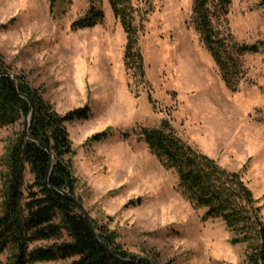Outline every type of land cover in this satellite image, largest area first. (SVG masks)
Segmentation results:
<instances>
[{
	"label": "rangeland",
	"instance_id": "rangeland-1",
	"mask_svg": "<svg viewBox=\"0 0 264 264\" xmlns=\"http://www.w3.org/2000/svg\"><path fill=\"white\" fill-rule=\"evenodd\" d=\"M100 6L102 23L71 30L87 1L60 3L65 14L53 19L48 0H0V19L11 21L0 31L9 73L25 75L59 113L89 105L88 119L66 124L74 192L124 250L157 264H238L245 245L230 243L222 220L202 219L204 209L180 195L175 171L139 133L167 121L176 136L240 173L264 221V44L244 55L245 78L230 91L191 22L192 0H151L139 39L147 84L135 93L123 64L125 34L108 1ZM225 27L239 43H264V6L232 0ZM21 128L0 123V210L5 156ZM106 129L107 139L88 141Z\"/></svg>",
	"mask_w": 264,
	"mask_h": 264
},
{
	"label": "trees",
	"instance_id": "trees-1",
	"mask_svg": "<svg viewBox=\"0 0 264 264\" xmlns=\"http://www.w3.org/2000/svg\"><path fill=\"white\" fill-rule=\"evenodd\" d=\"M88 7L72 21L71 30L92 28L104 20L100 0H85ZM124 34L123 64L134 80L147 84L140 35L146 15L152 9L151 0H107ZM264 6V0H259ZM232 0H192L191 22L203 45L213 58L220 76L230 91H236L245 78L242 58L259 52L262 42L239 43L226 29V15ZM53 19H59L66 9L60 3L68 0H48ZM10 22L1 23L0 31ZM0 53V73H9ZM17 89L7 75H0V123L20 122L5 156L6 169L1 175L2 205L0 210V264H150L121 247L115 234L91 218L98 239L76 203L57 189L75 196L77 178L73 174V149L66 124L86 120L91 109L83 106L63 113L45 100L38 88L32 87L25 75L12 74ZM20 94H25L32 105ZM148 99L150 96L148 95ZM29 115L28 129L25 118ZM133 133V132H132ZM131 133L124 132L127 139ZM139 135L149 150L166 169L175 171L180 195L196 208H203L202 219H220L231 233L230 243L245 245L243 259L238 264H264V221L262 206L237 171L220 166L213 158L182 140L167 121L157 128L142 127ZM110 136L109 129L94 133L90 142ZM44 143L48 151L42 146ZM52 156L48 180L46 168ZM31 175L26 183L25 174ZM153 264H157L150 259Z\"/></svg>",
	"mask_w": 264,
	"mask_h": 264
},
{
	"label": "water",
	"instance_id": "water-1",
	"mask_svg": "<svg viewBox=\"0 0 264 264\" xmlns=\"http://www.w3.org/2000/svg\"><path fill=\"white\" fill-rule=\"evenodd\" d=\"M0 75H7L10 77L11 81H12V84H13V87L14 89L16 90L17 87H16V84L13 80V77H12V74L8 73V72H5V73H0ZM24 99H26L29 103V107L31 108V101L30 99L28 98L27 95L25 94H20ZM28 125H29V115L26 116L25 118V130L28 129ZM42 146L46 149V151H48V147L47 145H45L44 143H41ZM51 166H52V156H50V159H49V162H48V165H47V168H46V180H48V177H49V173H50V169H51ZM57 191L63 195L64 197H66L67 199L73 201L74 203H76L77 207L80 209V211L83 213L86 221H87V224H88V227L90 229V231L92 232V234L94 235V237L97 239V241L101 244L102 247H104L105 249H107L108 251H110L97 237L96 235V232L92 226V223H91V219H90V216L88 214V212L86 211V209L84 208V206L74 197L72 196L69 192L65 191V190H61V189H57ZM139 259H142V260H145V261H148L150 264H153L152 261L148 258H145V257H139Z\"/></svg>",
	"mask_w": 264,
	"mask_h": 264
},
{
	"label": "crops",
	"instance_id": "crops-1",
	"mask_svg": "<svg viewBox=\"0 0 264 264\" xmlns=\"http://www.w3.org/2000/svg\"><path fill=\"white\" fill-rule=\"evenodd\" d=\"M0 23H4V21H2V20L0 19ZM1 31H3V30H1Z\"/></svg>",
	"mask_w": 264,
	"mask_h": 264
}]
</instances>
